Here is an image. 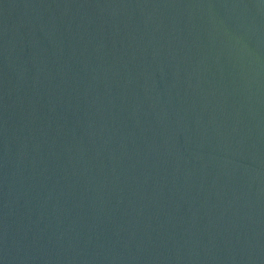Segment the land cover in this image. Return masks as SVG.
I'll use <instances>...</instances> for the list:
<instances>
[{"label": "water", "instance_id": "95a60500", "mask_svg": "<svg viewBox=\"0 0 264 264\" xmlns=\"http://www.w3.org/2000/svg\"><path fill=\"white\" fill-rule=\"evenodd\" d=\"M0 264H264V0H0Z\"/></svg>", "mask_w": 264, "mask_h": 264}]
</instances>
